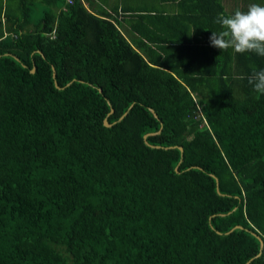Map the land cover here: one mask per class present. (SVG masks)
Returning a JSON list of instances; mask_svg holds the SVG:
<instances>
[{
  "label": "trees",
  "instance_id": "16d2710c",
  "mask_svg": "<svg viewBox=\"0 0 264 264\" xmlns=\"http://www.w3.org/2000/svg\"><path fill=\"white\" fill-rule=\"evenodd\" d=\"M169 1L0 0V264H264V56Z\"/></svg>",
  "mask_w": 264,
  "mask_h": 264
},
{
  "label": "clouds",
  "instance_id": "9594fccd",
  "mask_svg": "<svg viewBox=\"0 0 264 264\" xmlns=\"http://www.w3.org/2000/svg\"><path fill=\"white\" fill-rule=\"evenodd\" d=\"M215 23L221 31H212L211 46L235 53H255L264 56V5L251 3L246 11L239 9L231 14L220 13ZM253 90L264 95V69H253L247 77Z\"/></svg>",
  "mask_w": 264,
  "mask_h": 264
},
{
  "label": "crops",
  "instance_id": "0c3cea01",
  "mask_svg": "<svg viewBox=\"0 0 264 264\" xmlns=\"http://www.w3.org/2000/svg\"><path fill=\"white\" fill-rule=\"evenodd\" d=\"M106 1V0H103ZM109 2H104L101 4H94L92 5V2H87L86 7H90L92 5V9L96 10L99 9L100 7H103V5H105L106 3L110 5L111 4H115V5H119L121 7L124 6V0H108ZM180 1V0H179ZM213 1L212 4H210V2ZM215 1V3H214ZM149 7L148 8H158L161 11H166V13L170 14H174V15H178V13L180 12V7L176 6V7H172L175 6L177 4L172 3L169 0H150L149 1ZM251 3H257L260 5H264V0H210L206 3V6H215L216 4H218V14L220 13H224V14H231L233 13L235 10L239 9L241 11H246L248 8V5ZM91 4V5H90ZM153 5V6H152ZM185 9V8H183ZM165 14V13H164ZM195 17V16H193ZM197 23H199V21H197Z\"/></svg>",
  "mask_w": 264,
  "mask_h": 264
},
{
  "label": "water",
  "instance_id": "95a60500",
  "mask_svg": "<svg viewBox=\"0 0 264 264\" xmlns=\"http://www.w3.org/2000/svg\"><path fill=\"white\" fill-rule=\"evenodd\" d=\"M32 72H35V70H32ZM56 76V74H55V70H54V77ZM70 85V84H69ZM68 85V86H69ZM56 87L58 88V89H60V86L58 85V83L56 82ZM132 108V107H131ZM130 108V109H131ZM151 112L154 114V116L155 117H157V114H156V112L153 110V109H151ZM114 113V110L112 109L111 110V113H110V115L111 114H113ZM127 114H128V112L127 113H125L121 118H120V121L121 120H123L126 116H127ZM105 125L107 126V127H112L113 125L112 124H110L109 122H108V120L106 119L105 120ZM148 136L149 135H146L144 138H145V141H146V143H147V145H149V143L147 142V138H148ZM179 149H180V151L182 152V154H183V152H184V150H183V147H179ZM217 182H218V180H217ZM218 191V193H219V195H221V192H220V190L218 189L217 190ZM222 216H224V215H222ZM236 229H243L242 227H235V228H233V230L232 231H230V232H233L234 230H236ZM230 232H228V234L230 233ZM219 234H221L220 232H218ZM255 236L259 239V241H260V243H261V250L264 248V241L260 238V236H258V235H256L255 234ZM259 256H261V253L258 255V257ZM248 264H250V263H248Z\"/></svg>",
  "mask_w": 264,
  "mask_h": 264
},
{
  "label": "rangeland",
  "instance_id": "374dc122",
  "mask_svg": "<svg viewBox=\"0 0 264 264\" xmlns=\"http://www.w3.org/2000/svg\"><path fill=\"white\" fill-rule=\"evenodd\" d=\"M125 1V0H124ZM150 0H126L124 2V6L127 3L130 6H133L135 8H146L149 7ZM40 10H44L43 8H39ZM141 10V9H139Z\"/></svg>",
  "mask_w": 264,
  "mask_h": 264
},
{
  "label": "built area",
  "instance_id": "2783aa9c",
  "mask_svg": "<svg viewBox=\"0 0 264 264\" xmlns=\"http://www.w3.org/2000/svg\"><path fill=\"white\" fill-rule=\"evenodd\" d=\"M66 1H67V3L70 4V5H73V4L76 2V0H66Z\"/></svg>",
  "mask_w": 264,
  "mask_h": 264
}]
</instances>
